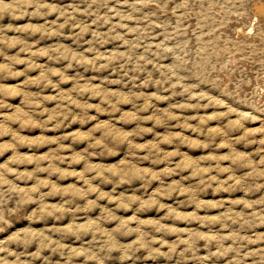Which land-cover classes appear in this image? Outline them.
Listing matches in <instances>:
<instances>
[{
	"label": "clouds",
	"instance_id": "clouds-1",
	"mask_svg": "<svg viewBox=\"0 0 264 264\" xmlns=\"http://www.w3.org/2000/svg\"><path fill=\"white\" fill-rule=\"evenodd\" d=\"M171 0H79L77 3L60 5L49 3L48 0H0V20L5 15H10L12 19H21L24 16L47 17L55 14L57 21L47 22L44 25H27L25 28L13 29L11 25L7 29L0 27V37L6 31L26 32L30 35L39 33L42 38L52 36H64V29H70L71 35L67 38L74 42L83 40L86 36L90 39L85 42L89 47L83 52L76 48L59 43L55 47L40 49L32 52L34 44H29L26 40L19 38L9 40L6 37L0 38V57H4L8 63H0V79L9 76L15 77L25 75L28 71L40 70L36 78L29 77L25 81L26 86L35 85L40 92H20L16 93L13 89L11 93L0 84V96L7 94H19L25 97L24 106L27 109L23 114L27 118L26 122L35 126L46 125L55 120L56 126H63L64 121L70 119V123L86 125L92 121H97L96 125L88 132H76L69 136H62L51 141L48 140H26L11 128L12 123L21 122L16 113L21 112L17 108L11 115L0 113V136L10 135L12 141L0 144V155L5 151H12L13 157L7 163L0 164V233H4L8 228H12L13 217L20 215L27 207L36 205L28 213L26 219L31 223H38L49 218L61 221L66 216H72V223L68 226H53L43 229H35L30 225L17 228L6 238L0 239V264H35L37 260L43 264H51V256L58 255L64 264H106L113 253H119L121 264L133 261L138 258L137 254L143 251L145 260H157L164 258L172 260L174 255H179L182 259H195L199 264H205L213 257L231 258L227 264H264V247L255 250H247L251 244L264 243V233L244 234L246 231L264 225V196L255 200H236L233 204H243L244 211L228 214L225 217L205 218V227L208 233L195 230H183L165 226L161 220H141L138 213L151 210L156 207L163 211L165 205L158 204L155 200L145 201L141 197L132 196L130 198L116 197L101 190L99 186L93 184L94 180L99 179L102 183L124 184L131 183L133 180H141L145 183L151 180H160L162 175L177 172L183 165H176L166 168L163 173L151 172L148 169H136L134 175L124 172L117 174L112 168H105L102 165H93L89 161L97 156H114L118 154L120 146L126 145L128 156L136 159L151 160L158 164L163 162L170 163V157L180 154L178 150L172 153H165L159 147L161 143L173 144L179 142L189 146L208 148L215 144L217 136L223 139L219 147H229L230 155L224 157H207L211 160L231 159L232 167L221 169L216 167L217 172H228L229 179L233 184L229 187H242L247 193H256L264 189V127L248 128V122H255L259 119L252 112L241 111L229 106L225 101L214 97L206 91L198 90L199 84L190 81L200 80L198 73L201 65L208 56L205 45L195 49V55L190 48L192 40L188 38V31L181 27L180 20L175 25L168 22L158 23L159 19L156 11H146V9H158L161 14L166 13L168 4ZM190 2L199 3L203 7L208 4V15H205L196 24L197 41H201L205 33L203 29L210 28L211 35L219 32L220 28L227 25L228 21L221 16L225 9V4L231 0H181L172 9L173 15L183 8H187ZM35 9L28 12L27 9ZM219 8L220 11L213 12ZM83 17V19H82ZM217 17L221 19L217 20ZM172 27V31L169 28ZM162 28L164 39L160 43H151L156 39L154 29ZM111 42H119V48L113 51L101 49ZM20 46V51L28 52L29 59L22 60L19 56H8L5 48ZM123 49L121 51L120 49ZM155 49V51H153ZM90 54V56H89ZM235 55V53H233ZM47 56L52 64H59L66 61L63 68L50 67L36 63L35 57ZM170 60L171 63L165 64L163 61ZM15 63H25V72H15L12 65ZM218 63V61H217ZM152 66L151 69L149 66ZM227 67V64L224 65ZM83 68L84 72H104L111 69L113 74L119 73L118 79L104 78L100 84L93 81L98 79L96 76L86 78L79 71L75 75L69 76L68 72L73 69ZM215 71L216 69H212ZM159 74L158 77L156 74ZM143 76L144 79H140ZM53 77L58 79L53 80ZM139 81V83H137ZM62 84H71L72 87L65 91L61 88ZM118 84L120 89L113 91L107 85ZM131 84L132 87L128 88ZM149 87L156 91L148 93L143 89ZM51 88L56 92L55 96H44V90ZM127 89V90H125ZM139 89V90H138ZM179 89V91H177ZM162 92H170L171 95H163ZM177 96L185 97L183 102L171 103L167 108L157 107L153 101H171ZM92 99H98L100 103L93 104ZM57 101L54 109L43 108L46 102ZM195 101V103H193ZM131 105V111H122L121 105ZM10 105L0 98V109L9 108ZM225 109L217 111L212 115L205 116H178L176 109L181 111L200 110V109ZM37 109H41L37 112ZM95 109L98 115H90V111ZM151 109V114L148 113ZM121 113L117 118L116 114ZM47 115V121H35L32 117L36 115ZM99 115L110 117L108 121L100 122ZM176 120V127L192 129L203 135L208 136L207 142L199 140H188L181 133L167 131L162 136L154 133L153 128L143 127L147 122H152L155 127L171 128L170 121ZM197 120V125L193 126L190 121ZM211 120L224 121L222 126L213 129H206V124ZM183 121V123H180ZM24 123V122H21ZM136 124L133 131H124L117 128L116 124ZM239 132L238 136L231 135ZM96 133H100L99 136ZM146 133H153L156 140L150 144H138L136 137H142ZM256 137H260L257 139ZM71 139L73 144L87 142L88 147L83 151L74 152L71 157L60 155L65 150L63 140ZM42 143H56L59 147L49 156H23L19 154L18 145L33 147L40 146ZM243 144L245 147L258 145L254 152H243L236 149V145ZM146 149L148 156L137 157V150ZM71 150V146H68ZM259 157V159H254ZM70 163L85 164L82 172H66L58 167L55 162L63 163L65 160ZM49 160L47 168L41 167V163ZM21 164H35L32 171H19ZM16 165V167H13ZM249 169L243 176L237 177L235 172L238 169ZM211 168H197L190 178L199 176V183L183 189V193L189 199L185 203L195 204L197 193L211 186V182L216 181L217 177H210L205 181L204 174L210 172ZM48 172V179H40L39 173ZM88 173L96 175L89 177ZM111 174V175H108ZM52 175H57L59 179L75 176L83 181L85 187L76 188L74 185L69 188L59 187L51 180ZM9 177H12L11 179ZM189 179V178H183ZM34 181L31 187H21L19 182L27 184ZM163 183V181H161ZM227 184V181L223 182ZM50 188L51 191L44 192L42 189ZM173 190H179L173 186L168 190L170 194ZM95 195L97 199L92 200L88 197ZM60 196L58 204H49V197ZM83 200L81 206L77 201ZM108 200L109 203L116 204V208L102 206L99 201ZM128 201V202H126ZM135 204L137 215L131 218H123L117 215L118 210L129 211ZM72 205H76L72 207ZM215 207V205H213ZM95 209L100 210L98 219L87 218L85 223L78 224L80 219L76 213H88ZM251 211H248V210ZM164 219H183L200 220L201 218L193 213L191 216L181 215L174 209L168 210V215ZM221 223V229H228L227 236L219 232H213L212 226L215 222ZM114 225L108 228L105 225ZM132 223L136 227H130ZM236 225L237 227H233ZM168 235L177 236L174 243H169L165 238ZM187 238H183L184 236ZM90 236L79 246L66 243L69 237H74L76 241L83 240ZM121 237H135L131 242H122ZM231 240L232 244L225 246V241ZM203 241V247L209 249L207 256H197L199 242ZM183 249L177 252L180 245ZM159 245V247H156ZM33 251H29L32 249ZM167 248V251H163ZM215 248V251H211ZM48 252V256L44 253ZM185 253H192L191 257Z\"/></svg>",
	"mask_w": 264,
	"mask_h": 264
},
{
	"label": "rangeland",
	"instance_id": "rangeland-1",
	"mask_svg": "<svg viewBox=\"0 0 264 264\" xmlns=\"http://www.w3.org/2000/svg\"><path fill=\"white\" fill-rule=\"evenodd\" d=\"M257 1H259V2H257ZM263 1L264 0H233V3H231V2L226 3L225 9H224L225 12L224 11L222 12L224 15H222V13H221V16L224 17L225 15L228 14L226 20L229 19V20H227L228 21L227 25H229V26L227 27V25H226V27L220 28L219 31H221V32H219V34L217 32V33H215V35H209L211 33L210 32L211 29H209V28L203 29L204 31L206 29H209V30L208 31L206 30L205 32L203 31L206 35H204L205 37L203 36L204 39H201V41H198L197 45H196V42H197L196 35L194 36L193 33L196 30L195 29L196 24L199 21V19L200 18L202 19L205 15L209 14L208 12H206L207 8H208L207 2L204 3V5H203L204 8L201 7V5L199 3L190 2L187 8L181 9L175 15H173L172 9L176 6V4H179L181 2V0H171V2L168 4V9H167L166 13H164V14H161L159 12V10L155 9V8L146 9V11H156L157 12V15L159 17V19L157 20L158 23L168 22L170 25H175L176 22L178 20H180L181 27H184L188 31V38H190L192 40L190 48L193 50V55H195L194 49H197V47L201 46L202 44L206 45L205 48L207 47L206 49L209 50V52H211V53L208 54L204 63L201 65L202 70L200 71V73H198V75L200 76V80L199 81L193 80L190 82L198 83L199 84L198 90L206 91L210 95L217 97L219 99H222L229 106L235 107L241 111L245 110L248 112H252L254 115L258 116L259 117L258 121L247 123L246 126L247 127L249 126L250 128H256L257 125H259V124L260 125L258 127L264 126V120H263L264 119V115H263L264 114V79H263L264 78V72H263L264 70L261 71V68L264 69V57H263V55H264V49H263L264 47L263 46L264 45L256 46L253 43V35L255 34L253 32L260 33V34L264 35V31L261 30V27H263V29H264V25H263L264 24L263 23L264 16L260 17L258 21H256V20L254 21V31H251L252 33H250V36L248 35L247 39H245L243 37L236 38V36L234 38L233 32H235L236 26L241 25V24H243V26L241 25L242 28L243 27H244V29L248 28L246 26H249V24L251 23V21H252L251 19H253V16L256 13V7H258L260 5H263V7H264ZM5 2H9V0H5ZM48 2L49 3H57V4H60L63 6V5H66L68 3H77V2H79V0H48ZM239 4H241L242 6L241 5L239 6ZM218 9L219 8L213 9L214 10L213 12H215ZM34 10L35 9H32V8L27 9L28 12H33ZM242 11L244 14L249 13V15L246 14V16H244ZM205 12L208 14H206ZM230 12H231V14H233V12H234L235 14L231 15V14H229ZM250 13H252V14H250ZM203 14H205V15H203ZM195 15L197 17H199L198 20H197V17ZM250 16H252V17H250ZM246 17L248 18V20H251V21H248L246 19ZM217 18H219V17H217ZM82 19H83V17H82ZM232 21H234V22H232ZM47 22H63V21L62 20L57 21V17L55 14L49 15V16L44 17V18L24 16L21 19H12L10 15H5V17L2 20H0V27L7 29L8 26L11 25L13 29H19V28H25L29 24H31L33 26H40V25L46 24ZM229 22H230V24H229ZM235 22H236V24L233 25V23H235ZM238 22L240 24H238ZM189 23H191V25ZM261 23H263V24H261ZM246 24H248V25H246ZM186 25H188V27ZM229 27H230V29L231 28L232 29L229 30ZM259 28H260V30H259ZM172 30H173L172 27H170L169 31H172ZM232 30H234V31L232 32ZM153 31H154V35H156L157 38L152 40L151 43H153V44L160 43L164 39L163 35H160V33H162L163 29L162 28H156ZM225 32H226V34H225ZM71 34H72L71 30L66 28V29H64V36H62V37L61 36H52V37L42 38L39 33H36L34 35H30L29 33H26V32H19V31H11L10 30V31L4 32L2 34V37H0V38L6 37L9 40H14L17 38H19L21 40H26L29 44L35 45V47H33L31 49L32 52H38L40 49H48L50 47H55L59 43H64L66 45H70L71 47L76 48L77 50H79L81 52H83L85 48L89 47V45L85 41L91 38L90 34H89V36H86L83 40H80L78 42H74L72 39L67 38ZM216 34L221 35L222 36L221 38H223V39H221L220 36H217ZM227 36H228V38H227ZM230 37L232 38V40L231 39L229 40ZM233 40H235V42H233ZM239 41H241V42L243 41V43L241 44V42H239ZM227 43H228L229 47H228ZM231 43H232V45H231ZM235 43H236V45H238V48L236 47ZM246 44L248 47L246 46ZM208 46H211L210 47L211 49L215 47L216 51L209 49ZM225 47H228V48H225ZM234 47H236V49ZM117 48H119V42H111V43L105 45V47L102 48L101 51L102 52L113 51V50H116ZM241 48H243V49H241ZM247 49H249L250 51H247ZM120 50L123 51L122 48ZM220 50L222 51L223 54H221ZM223 50H224V52H223ZM226 50L227 51L230 50L229 53H227ZM153 51H155V49H153ZM212 51H213V53L215 52L217 54L219 52L220 60H219L217 54L212 55L213 54ZM236 51L238 53H236ZM243 51H244V53H243ZM5 52L8 56H17L18 55L19 58L22 60H27V59H29V56H30V54L28 52L20 51V46H13L10 48L6 47ZM230 52L236 53L235 54L236 56L233 54H232L233 56H231V57L228 56V54L231 55ZM249 52H250V54L251 53L252 54L248 55ZM257 52H259V53H257ZM255 53H256V59L254 57ZM243 54H244V56H243ZM246 55H247V58H245ZM89 56H90V54H89ZM209 56H210V58H209ZM213 56H215V57H213ZM234 56H235V58H234ZM242 57H244V58H242ZM226 58H227L228 62L226 61ZM216 60L220 63H217ZM229 60H231V61H229ZM35 61H36V63L41 64V65H48L50 67H57V68H63L67 63L66 61H64V62H61L59 64H52L49 61L47 56H37V57H35ZM259 61H261V62H259ZM211 62H213V63H211ZM250 62H251V64L254 63L252 67L250 65ZM0 63H8V61H5L4 57H0ZM163 63L168 64V63H171V61L165 60V61H163ZM215 63L222 68L218 67ZM223 64H228L227 65L228 67L225 68L223 66ZM203 65H206V67L204 66L205 67L204 68ZM214 65H216V66H214ZM249 65L251 68H249ZM27 67L28 66L25 63H15L12 65V70L15 72H25V69ZM151 67L152 66L150 65L149 68L151 69ZM211 67L213 69L215 68L216 70L213 71ZM255 67H257L259 69L255 68ZM234 68H235V70H234ZM205 69H206V71H205ZM210 70H211V72H210ZM236 70H237V72H233ZM77 71H79L81 74L85 75L86 78H91L93 76H96L98 79L93 81V83H95V84H98V83L100 84L104 78H109V79H118L119 78V73L117 75L113 74L111 72V69H109L108 71H104V72H91V71H89V72L85 73L83 68H79V69L70 70L68 72V75L73 76L76 74ZM202 71H204V72H202ZM207 72H208V74H207ZM230 72L232 74L234 73V75H232ZM203 73H204V75H203ZM229 73H230V76H229ZM39 74H40L39 69H36L34 71H28L25 75H20V76H15V77L9 76L6 79H0V84L4 85L9 90V93H11V90H13V89L16 91V93L26 92V91H30L33 93L40 92V89L37 88L35 85H31V86L25 85V81L29 77L34 79L37 76H39ZM156 75L158 77L159 74L157 73ZM214 75H215V77L213 78ZM205 76H208V77H205ZM52 79L56 80L58 78L53 77ZM140 79L142 80V79H144V77L141 76ZM259 79H260V83H259ZM137 83H139V81H137ZM71 87H72L71 84H62L61 85V88L64 89L65 91L69 90ZM107 87H109L113 91H116V90L120 89L121 85L113 84V85H107ZM131 87H132V85L129 84L128 88H131ZM125 90H127V89H125ZM143 90L145 92H148V93L156 91V89L152 88V87H149V88L143 89ZM256 90H258V91H256ZM177 91H179V89H177ZM235 92H236V94H235ZM245 92H246V94H245ZM42 94L44 96H55L56 92L53 89L48 88V89L44 90ZM161 94L171 95L170 92H162ZM244 96H246L248 98H246ZM243 97L246 99L245 102H244ZM0 98L4 99L5 103L10 105L9 108L0 109V113H3L4 115H11V114H13L15 109H17V108L21 109V112L16 113V115L19 117V120L21 122H24V123L16 122V123H12L10 126L14 131L18 132L20 134V136L24 137L26 140H35V141L48 140V141H51V140L56 139L58 137L69 136L70 134L76 133V132H88L97 123V121H92L89 124L81 125L79 123H70L71 118H69L68 120H65L63 126H60V127L56 126L55 120L47 123L46 125L35 126L33 124L27 123L26 122L27 118L23 114L25 111H27V109L24 106V100H25L24 96L19 95V94H7V95L0 96ZM231 98H233V99H231ZM237 99H240V100H237ZM184 100H185V97L177 96L171 101H165V102L153 101V103L156 104L157 107H159L161 109H165L171 103L183 102ZM90 102L93 104L100 103V101L98 99H92V100H90ZM193 103H195V101H193ZM245 103H247V104H245ZM56 106H57V101H50V102H46L43 105V108L50 110V109L56 108ZM121 109H122V111H131L132 106L128 105V104L121 105ZM258 109H259V111H257ZM40 111H41V109H37V112H40ZM174 111H175V114L178 116H205V115H212L217 111H221V112L225 111V109L208 108V109L188 110V111H181L179 109H176ZM259 113H260V115H259ZM89 114L90 115H98V113H96L95 109L91 110ZM120 114L121 113L116 114L117 118L120 116ZM149 114H151V109L149 110L148 113H144V115H149ZM261 117L263 119H261ZM32 119L35 121H47L48 117L46 114L45 115H36L35 117H32ZM109 119H110V117L107 115H99V121L100 122H105V121H108ZM180 123H183V121H180ZM190 123L193 126H195V125H197L198 121L197 120H191ZM223 123H224V121H221V120L208 121L206 124V129L210 130V129H213L216 127H220V126H222ZM170 124H171L170 129H166L164 127H155L152 122L145 123L143 125V127L153 128L154 133H158L161 136L163 134H165L167 131H172V132H176V133H181L188 140H199L201 142H207V140L209 139L207 135H203V134H201L197 131H194L192 129H185L182 127H176V125H177L176 120L170 121ZM116 127L121 128L124 131H133L136 128V124H134V123H128V124L118 123V124H116ZM239 134H240L239 132H236V133H232L231 135L238 136ZM96 135L99 136L100 133H96ZM256 138L259 139L260 137H256ZM155 140H156V136L153 133H146L142 137H136L135 138V142L138 144H150V143H153ZM11 141H12V136H10V135L0 136V144L8 143ZM223 142H224L223 139L221 137L217 136L215 138V144L211 147H208V148L189 146L187 144H182L179 142H174L173 144L161 143L159 145V147L162 149L163 152L172 153V152H176L178 150V152L180 154L175 155V156H171L170 157V163L169 162H163V163H158V164L152 163L151 160L136 159V158L129 157L128 152H127V146L123 145V146L119 147L117 155H114L111 157H108V156L92 157L89 162L93 165H102L105 168H112L115 170V172L117 174H123L124 172H127V173H129V175H134L136 169H148L151 172L163 173L164 170L166 168H169L170 166L172 168H175L176 165H183V168L177 172H174V173H171L168 175H162L160 180H151L148 183H145V182L137 179V180H133L131 183H124V184L118 185L116 183H102L99 179H97V180L93 181V184L95 186H99L102 191L107 192L110 195H114L116 197L130 198L132 196H138V197H141L145 201L155 200L158 204L166 206V209L163 211L158 210L156 207H151V210H149V211L138 213V218L141 220H161V222L167 227L179 228V229H183L186 231L187 230H195V231H200L203 233H208V231H209L208 227L204 226V224L207 222L205 218H219V217H225L228 214H232V213H236V212H242L245 210L244 205L243 204H233L232 201L255 200V199L260 198L261 196H264V189H261L259 192H256V193H247L246 194V192L242 189V187H238V186L237 187H229L230 185L233 184L232 180L229 179V173L228 172L220 173V172H217L215 169H216L217 165H219V167L221 169L231 168L232 167L231 159L219 160V161H217V160L209 161L206 159L207 157H210V156L211 157L229 156L230 151H231L229 147H219L218 146V145L222 144ZM62 143L65 145V150L62 151L60 153V155H62L64 157H71V156H73L74 152L83 151L85 148L88 147L87 142L79 143V144H73L71 139L63 140ZM68 146H71V150H68ZM58 147H59V145L56 143H42L38 147H36V146L28 147V146L18 145V151H19V154L23 155V156H36V157L45 156L46 157V156H49L51 153H53L54 150H56ZM257 147H259V146L258 145H251V146L245 147L243 144L236 145V149L239 151H243V152H254ZM13 155H14V153L12 151H5L3 155H0V164L7 163L8 160H10L13 157ZM148 155H149V152L146 149L137 150V157L142 158V157H145ZM254 159L258 160L259 157H254ZM49 163H50L49 160H45L41 163V167L47 168ZM55 163L58 165V167L60 169H62L63 171H66V172H72V171L82 172L85 168V164L83 162H81V163H70L69 160H67V159L63 163H59L58 161ZM13 167H16V165H13ZM18 167H19V171H32L36 167V165L35 164H27V165L21 164ZM197 168H211L212 170L210 172L204 174L205 181L209 180L210 177L214 176V177H217V180L220 181L221 183H217L216 181L211 182L210 187H207L205 190L196 194V196H195L196 203L195 204L185 203V201H187L189 199V197H188V195L183 193V189L199 183V176H197L196 178H190V177H192L193 172ZM247 171H249V169H246V168L238 169L235 172V175L237 177L243 176ZM94 175H96V174L95 173H88L89 177L94 176ZM108 175H111V174H108ZM39 177H40V179H48L49 174H48V172H41V173H39ZM9 178L11 179L12 177H9ZM183 178H189V179H183ZM51 180L53 182H55L59 187H62V188H69L73 185L76 188L85 187V185L83 184V181L78 180L75 176H70V177H67L65 179H59L57 175H52ZM161 181H163V183H161ZM224 181H227L228 183L224 184L223 183ZM19 183H20L21 187H31L34 184V181L30 180L27 182V184H24L23 182H19ZM174 185L177 186V188L179 190L178 191L173 190L170 192V194H167L168 190L172 189ZM42 191L48 192V191H51V189L50 188H44V189H42ZM88 198L92 199V200L97 199V197L94 194L90 195ZM60 201H61V197L55 196V197H49L47 200V203L58 204V203H60ZM126 202H128V201H126ZM77 203L80 204L81 206H83L84 201L80 200V201H77ZM99 203L102 206H107L109 208H116V204L109 203L108 200H100ZM213 205H215V207H213ZM75 206L76 205H72V207H75ZM35 207H36V205L33 204V205L27 207V209L24 212H22L20 215L13 217V225L14 226L12 228H8L7 231H5L4 233H0V239L6 238L11 232L15 231L17 228H21V227L28 226V225L39 230V229H43L46 227H53V226H65L66 227L72 223V216L71 215L66 216L61 221H56V220L49 218L47 220H42L38 223H31L28 219H26V217H27L28 213H30ZM136 207L137 206L135 204H133L132 209L129 211L118 210L117 215H119L123 218H131L133 215H137V213L135 211ZM170 209H174L177 213H179L181 215L191 216L193 213H195V215L200 217L201 219L200 220L164 219V217H166L168 215V210H170ZM248 211H251V210L249 209ZM76 215L78 217H80V219H78L76 222L78 224H83V223H85V220L87 218L98 219L99 215H100V210L95 209V210L88 212V213L79 212V213H76ZM105 226L108 228L114 227V225L111 223H108ZM130 227H136V224L132 223L130 225ZM233 227H237V226L234 225ZM212 230H213V232H219L220 234L225 235V236H227L229 233L228 229H223V230L221 229V223L218 221L213 224ZM254 233L255 234L264 233V225L258 226L254 229H251V230H248L244 234L251 236ZM165 238L169 241V243H174L177 240V236H175V235H168ZM183 238L186 239L187 236L185 235ZM89 239H91L90 236L84 237L83 240H81V241H76L74 237H69L67 239L66 243L73 245V246H79L81 243H83ZM134 239H135V237H121L122 242H125V243L131 242ZM203 243H204L203 241L199 242V246H198L199 250L196 252L197 256L203 257V256H207L209 254V249H205L203 247ZM231 244H232L231 240L225 241V246H228ZM156 247H159V245H156ZM183 247H184V245L181 244L180 248L177 249V252H179L181 249H183ZM261 247H264V243L251 244L248 246V249H246V251L247 250H255V249L261 248ZM33 250H34V247L32 249H29V251H33ZM163 251H167V248H164ZM211 251H215V248H212ZM48 255H49L48 252L44 253V256H48ZM137 256H138V258L135 260V264H199V261H197L195 259L189 258V259L185 260V259H182L179 255H174L172 260H170V261L166 260L164 258H159L157 260H151V259L145 260L144 259L145 253L143 251L138 253ZM185 256L191 257L192 253H185ZM229 258H231V254L229 255L228 258L222 257V258L217 259L216 257H213L211 260L206 261L205 264H227V260ZM35 264H43V261L37 260L35 262ZM51 264H64V262L60 256L53 255V256H51ZM76 264H80V262L77 261ZM106 264H121V261L119 259V253H113L111 258L106 262ZM126 264H133V261H131V260L127 261ZM245 264H248V262L246 261Z\"/></svg>",
	"mask_w": 264,
	"mask_h": 264
},
{
	"label": "bare ground",
	"instance_id": "bare-ground-1",
	"mask_svg": "<svg viewBox=\"0 0 264 264\" xmlns=\"http://www.w3.org/2000/svg\"><path fill=\"white\" fill-rule=\"evenodd\" d=\"M234 2H235V1H234ZM257 2H259V1H257ZM257 2H256V3H257ZM261 2H262V1H261ZM231 3H233V0L231 1ZM263 3H264V1H263ZM263 3H262V4H263ZM259 4H260V3H259ZM234 5H235V4H234ZM240 5H241V4H239V6H240ZM241 6H242V5H241ZM253 6H254V5H253ZM257 6H258V5H257ZM203 8H204V7H203ZM254 8H255V7H254ZM205 10H206V9H205ZM207 10H208V8H207ZM218 10H219V9H218ZM218 10H216V11H218ZM227 10H228V9H227ZM213 11H214V10H213ZM216 11H215V12H216ZM219 11H220V10H219ZM250 11H251V10H250ZM206 12H208V11H206ZM206 12H205V13H206ZM224 12H225V10H224ZM226 12H227V11H226ZM242 13H243V11H242ZM206 14H208V13H206ZM229 14H231V12H230ZM233 14H235V13L233 12ZM233 14H231V15H233ZM237 14H238V13H237ZM243 14H244V13H243ZM246 14H247V13H246ZM246 14H244V16H246ZM250 14H252V13H250ZM197 15H198V14H197ZM201 15H202V14H201ZM203 15H205V14H203ZM222 15H224V14L222 13ZM227 15H228V14H227ZM227 15H225L226 17L224 16L223 18L226 19V18H227ZM240 15H241V14H240ZM247 15H249V13H248ZM195 16H196V15H195ZM229 16H230V15H229ZM263 16H264V7H263V5H260V6L256 7V13H255L254 16H253V19H251L252 21H251V20H248V18L246 17V19H247L248 21H251V23L249 24V26H246V27H248V28H246V29H244V27L242 28L243 24H241L242 26H241V25L236 26V30H235V32H233L234 30H232V32L234 33V38H235V36H236V38L243 37V38L247 39V38H248V35L250 36V33H252L251 31H254V21H255V20L258 21L259 18H260V17H263ZM196 17H197V16H196ZM201 17H202V16H201ZM230 17H231V16H230ZM239 17H240V16H239ZM250 17H252V16H250ZM219 18H220V17H219ZM219 18H217V19L219 20ZM228 18H229V17H228ZM241 18H242V17H241ZM198 19H199V17H197V20H198ZM200 19H201V18H200ZM200 19H199V21H200ZM220 19H221V18H220ZM246 19H245V20H246ZM227 20H229V19H227ZM240 21H241V20H240ZM193 22H194V21H193ZM232 22H234V21H232ZM241 22H242V21H241ZM243 22H244V21H243ZM246 22H247V21H246ZM244 23H245V22H244ZM263 23H264V21H263ZM263 23H261V24H263ZM189 24L191 25V23H189ZM189 24H188V25H189ZM229 24H230V22H229ZM234 24H236V22L233 23V25H234ZM238 24H240V23L238 22ZM188 25H186V26L188 27ZM190 25H189V26H190ZM244 25H245V24H244ZM246 25H248V24H246ZM256 25H257V24H256ZM258 25H259V24H258ZM263 25H264V24H263ZM228 26H229V25H227V27H228ZM225 27H226V26H225ZM259 27H260V26H259ZM256 28H257V27H256ZM256 28H255V29H256ZM195 29H196V28H195ZM209 29H210V28H209ZM209 29H206V30L208 31ZM227 29H228V28H227ZM231 29H232V28H231ZM231 29H230V27H229V30H231ZM191 30H192V29H191ZM206 30H205V31H206ZM221 30H222V29H221ZM256 30H257V29H256ZM259 30H260V28H259ZM261 30L264 31L263 27H261ZM203 31H204V30H203ZM205 31H204V32H205ZM262 31H261V32H262ZM210 32H211V30H210ZM219 32H221V31H219ZM219 32H218V34H219ZM222 32H223V31H222ZM229 33H230V32H229ZM253 33H255V34L253 35V43H254L256 46H262V45H264V35H263V34H260V33H256V32H253ZM218 34H216V35H217V36H220V38H221L222 36H221V35H218ZM222 34H223V33H222ZM225 34H226V32H225ZM231 34H232V33H231ZM201 35H202V39H204L203 36L206 35V34H204V35L201 34ZM209 35H211V33H210ZM223 35H224V34H223ZM194 36H195V35H194ZM204 37H205V36H204ZM231 37H232V36H231ZM231 37L229 38V40H230V39L232 40ZM225 38H226V37H225ZM227 38H228V36H227ZM205 39H206V38H205ZM221 39H223V38H221ZM196 40H197V39H196ZM235 40H236V39H235ZM235 40H233V42H235ZM202 41H203V40H202ZM203 42H204V41H203ZM203 42H202V43H203ZM216 42H217V41H216ZM221 42H222V41H221ZM237 42H238V41H237ZM237 42H236V43H237ZM239 42H241V41H239ZM197 43H198V41L196 42V45H197ZM202 43H201V44H202ZM228 43H229V42H228ZM228 43H227V45H228ZM236 43H235V45H236ZM242 43H243V41L241 42V44H242ZM201 44H200V45H201ZM219 44H220V43H219ZM241 44H240V45H241ZM254 44H253V45H254ZM209 45H210V44H209ZM231 45H232V43H231ZM240 45H239V46H240ZM251 45H252V44H251ZM255 45H254V46H255ZM205 46H206V45H205ZM246 46H247V44H246ZM199 47H200V46H199ZM208 47H209V49H211V48H210L211 46H208ZM218 47H219V46H218ZM221 47H222V46H221ZM228 47H229V45H228ZM228 47H225V48H228ZM236 47L238 48V45H236ZM236 47H234V48L236 49ZM247 47H248V46H247ZM263 47H264V46H263ZM197 48H198V47H197ZM206 48H207V47H206ZM225 48H224V49H225ZM249 48H250V47H249ZM251 48H252V47H251ZM254 48H255V47H254ZM256 48H257V47H256ZM220 49H221V48H220ZM239 49H240V48H239ZM239 49H238V50H239ZM241 49H243V48H241ZM244 49H245V48H244ZM263 49H264V48H263ZM194 50H195V49H194ZM211 50L216 51V50H215V47L212 48ZM227 50H228V49H227ZM227 50H226V51H227ZM253 50H254V49H253ZM253 50H252V51H253ZM259 50H260V49H259ZM226 51H225V52H226ZM229 51H230V50H229ZM229 51H227V53H229ZM245 51H246V50H245ZM247 51H250V50L247 49ZM220 52H221V54H223L221 50H220ZM223 52H224V50H223ZM254 52H255V51H254ZM261 52H262V51H261ZM194 53H195V52H194ZM208 53L210 54L211 52H209V50H208ZM212 53H213V51H212ZM230 53H231V55L228 54V56H230V57L233 56L232 54H233L234 52H233V53L230 52ZM236 53H238V52L236 51ZM236 53H235V54H236ZM243 53H244V51H243ZM246 53H247V52H246ZM257 53H259V52H257ZM214 54L216 55L217 53L214 52L212 55H214ZM251 54H252V53H251ZM251 54H250V52H249L248 55H251ZM217 55H218V58H219V52H218ZM261 55H262V54H261ZM221 56H222V55H221ZM235 56H236V55H235ZM235 56H234V58H235ZM243 56H244V54H243ZM213 57H215V56H213ZM224 57H225V56H224ZM254 57H255V59H256V53H255ZM263 57H264V55H263ZM209 58H210V56H209ZM242 58H244V57H242ZM245 58H247V55H246ZM215 59H216V58H215ZM229 59H230V58H229ZM240 59H241V58H240ZM213 60H214V59H213ZM217 60H218V59H217ZM217 60H216V61H217ZM219 60H220V58H219ZM242 60H243V59H242ZM242 60H241V61H242ZM216 61H215V62H216ZM226 61H227V58H226ZM229 61H231V60H229ZM224 62H225V61H224ZM227 62H228V61H227ZM253 62H254V61H253ZM259 62H261V61H259ZM259 62H258V63H259ZM211 63H213V62H211ZM218 63H220V62H218ZM225 63H226V62H225ZM254 63H255V62H254ZM254 63H253V64H254ZM215 64H216V63H215ZM241 64H242V63H241ZM253 64H251V62H250L251 67L253 66ZM216 65H217V64H216ZM216 65H214V66H216ZM224 65H225V64H223V66H224ZM227 65H228V64H227ZM250 65H249V68H251ZM260 65H261V64H260ZM260 65H259V66H260ZM204 66L206 67V65H203V67H204ZM217 66L220 67L219 65H217ZM205 67H204V68H205ZM227 67H228V66H227ZM227 67H226V68H227ZM257 67H258V66H257ZM257 67H255V68H257ZM262 67H263V66H262ZM211 68H212V67H211ZM220 68H222V67H220ZM232 68H233V67H232ZM260 68H261V67H260ZM209 69H210V68H209ZM212 69H213V68H212ZM214 69H215V68H214ZM257 69H259V68H257ZM201 70H202V69H201ZM217 70H218V69H217ZM234 70H235V68H234ZM252 70H253V69H252ZM263 70H264V69L261 68V71H263ZM205 71H206V69H205ZM207 71H208V70H207ZM254 71H255V70H254ZM254 71H253V72H254ZM202 72H204V71H202ZM208 72H209V71H208ZM208 72H207V74H208ZM210 72H211V70H210ZM233 72H237V70H236V71H233ZM249 72H250V71H249ZM263 72H264V71H263ZM230 73H231V72H230ZM230 73H229V76H230ZM260 73H261V72H260ZM231 74H232V73H231ZM237 74H238V73H237ZM251 74H252V73H251ZM203 75H204V73H203ZM232 75H234V73H233ZM253 75H254V74H253ZM257 76H258V75H257ZM257 76H256V77H257ZM201 77H202V76H201ZM205 77H208V76H205ZM214 77H215V75L213 76V78H214ZM227 77H228V76H227ZM203 78H204V77H203ZM211 78H212V77H211ZM257 79H258V78H257ZM263 79H264V78H263ZM251 81H252V80H251ZM256 83H257V82H256ZM259 83H260V79H259ZM98 84H99V83H98ZM255 85H256V84H255ZM248 87H249V86H248ZM246 88H247V87H246ZM256 91H258V90H256ZM248 93H249V92H248ZM254 93H255V92H254ZM260 93H261V92H260ZM232 94H233V93H232ZM235 94H236V92H235ZM245 94H246V92H245ZM259 95H260V94H259ZM228 96H229V95H228ZM246 96H247V95H246ZM246 96H244V97H246ZM232 97H233V96H232ZM244 97H243V98H244ZM251 97H252V96H251ZM234 98H235V97H234ZM246 98H248V97H246ZM254 98H255V97H254ZM231 99H233V98H231ZM259 99H260V98H259ZM237 100H240V99H237ZM245 100H246V99L244 98V102H245ZM253 101H254V100H253ZM245 104H247V103H245ZM249 105H250V104H249ZM256 105H257V104H256ZM253 108H254V107H253ZM253 108H252V109H253ZM256 108H257V107H256ZM243 111H245V110H243ZM257 111H259V109H258ZM259 115H260V113H259ZM261 115H262V114H261ZM263 115H264V114H263ZM261 119H263V118L261 117ZM263 120H264V119H263ZM257 121H258V120H257ZM259 123H260V122H259ZM259 125H260V124H259ZM259 125H257V127H258ZM248 127H249V126H248ZM263 127H264V126H263ZM249 128H250V127H249Z\"/></svg>",
	"mask_w": 264,
	"mask_h": 264
}]
</instances>
